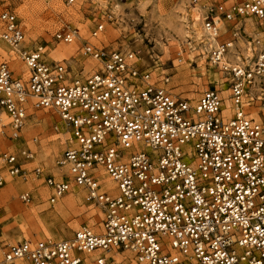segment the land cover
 Wrapping results in <instances>:
<instances>
[{
  "label": "built area",
  "instance_id": "obj_1",
  "mask_svg": "<svg viewBox=\"0 0 264 264\" xmlns=\"http://www.w3.org/2000/svg\"><path fill=\"white\" fill-rule=\"evenodd\" d=\"M200 9L206 60L225 76L228 107L212 87L194 105L174 96L160 86L169 79L159 82L141 70L133 51L87 40L81 54L97 62L91 72L49 62L43 46L22 49L17 15L0 11V41L18 48L26 73L17 76L7 61L0 63V111L9 117L10 137L17 138L32 115L29 99L34 109L55 110L70 129L55 161L68 168L63 177L42 178L39 167L28 173L23 161L34 153L23 146L0 151V165L13 178H42L50 204L83 186L104 213L100 233L84 226L66 240L16 241L6 246L0 264H83L95 251L94 264H264V42L253 60L229 58L240 31L234 20L254 17L264 31V0L204 3ZM112 20L106 14L105 21ZM222 20L235 22L226 25L229 39H219ZM103 30L104 20L93 18L91 38ZM53 37L71 44L80 33L67 25ZM100 168L114 181L116 195L101 189ZM4 183L0 171V189ZM20 199L29 203L32 196L27 191ZM118 250L132 257L105 258Z\"/></svg>",
  "mask_w": 264,
  "mask_h": 264
},
{
  "label": "rangeland",
  "instance_id": "obj_2",
  "mask_svg": "<svg viewBox=\"0 0 264 264\" xmlns=\"http://www.w3.org/2000/svg\"><path fill=\"white\" fill-rule=\"evenodd\" d=\"M78 1L77 4L68 5L65 0H0V11L8 9L17 15L24 32L25 47L42 43L49 62L69 64L73 72H80L76 70L79 67L84 72L95 68L96 63L81 54L82 41L88 40L107 49L133 51L141 70L151 72L159 82L167 77L169 80L163 85L181 98L195 102L204 89L212 87L218 90L224 104L229 106L225 76L208 64L206 56L201 59V55L197 54L199 44L192 30V22L198 20L203 25V10L200 8L204 3L229 4L240 0ZM109 13L114 20L105 21ZM93 18L104 20V30L95 39L89 35ZM234 21L236 23H231L237 24L240 29L233 43L234 56L240 57V60H253L260 48L254 39L259 38L260 43L264 42L263 27L250 16ZM231 23L223 22L219 39L231 38L226 27ZM67 25L77 26L81 38L71 44L55 41L54 33ZM251 47L253 54H248L247 50ZM11 52L10 47L0 41V63L7 61L19 75ZM230 60L236 59L232 57ZM18 66L22 71L25 68L22 62ZM28 113L32 115L28 116L21 137L15 140L9 138L8 118L5 114L0 115L4 118V121H0V151L13 152L20 146L30 147L34 159L25 162L28 173L31 174L33 167L41 166L47 174H66L65 167L55 164L66 148L65 135L54 129L55 125H61L57 113L53 109H34ZM0 171L5 175L1 166ZM6 181L0 189V258L7 245L19 240L69 239L81 226L100 231L103 217L101 207L88 199L84 188L73 187L50 204L51 192L43 179L6 176ZM23 191L31 193L29 203L20 199ZM78 194L80 197L77 200H71V196L77 197Z\"/></svg>",
  "mask_w": 264,
  "mask_h": 264
},
{
  "label": "bare ground",
  "instance_id": "obj_3",
  "mask_svg": "<svg viewBox=\"0 0 264 264\" xmlns=\"http://www.w3.org/2000/svg\"><path fill=\"white\" fill-rule=\"evenodd\" d=\"M196 15V14H195ZM197 19V18H196ZM202 19V18H201ZM223 21V20H222ZM221 22V21H220ZM219 22V23H220ZM224 22V21H223ZM223 22L222 23H220V30H219V35H220V31H221V28L223 27ZM193 24H192V30L194 31V35H195V37H196V39L198 40V44H199V51L197 52V54H200L201 55V59L202 58H204V56H205V52H206V45H207V43H208V38H207V36H206V33H205V31H204V29H203V25H202V23L200 24V22L197 20L196 22H192ZM21 25V24H20ZM219 25V24H218ZM174 27H176V26H174ZM21 28H22V26H21ZM79 29V28H78ZM191 30V31H192ZM223 30V29H222ZM182 30H181V28L179 29V32H181ZM103 32V31H102ZM79 33H80V31H79ZM24 34V33H23ZM222 34H224V32L222 33ZM221 34V35H222ZM259 34V33H258ZM257 34V35H258ZM220 37V36H219ZM81 38V33H80V37L78 38V39H76L74 42H76L77 40H79ZM98 38V37H97ZM95 39V38H94ZM257 39V38H256ZM259 39V38H258ZM24 42L25 41H23L22 42V45L21 46H23L22 47V49H31V48H35L36 46L38 47V46H43L42 48H43V50H45L46 51V48H45V46L42 44V43H38V44H36L35 46H33V47H31V48H27V47H25L24 46ZM74 42H72V43H74ZM261 41H260V39H259V43H258V46L261 44L260 43ZM92 43V42H91ZM66 44V43H65ZM4 45V44H3ZM10 47V46H9ZM234 46H233V44H232V48L230 49V53H232L231 55H230V57L229 58H231L232 59V57H233V59H234V57H235V59L236 60H240V57H236V56H234V52H235V50H234V48H233ZM2 48V47H1ZM10 49H11V53H12V56H13V58L16 60V62H15V65H16V68H17V71L20 73L19 75L17 74V76H21V77H26V73H23L22 72V70L19 68V66H18V64L20 63L19 62V59H18V57L16 56L17 54H18V52H17V50H18V48L17 49H13V48H11L10 47ZM194 50V49H193ZM10 51V50H9ZM253 51H254V49L251 47V48H249L248 50H247V53L248 54H253ZM56 55V54H55ZM58 55V54H57ZM63 55V54H62ZM248 56V55H247ZM46 58H47V52H46ZM91 61H93L94 63H96L95 64V66L97 65V62L94 60V59H92L91 57H88ZM3 62V61H2ZM55 63H59V62H55ZM213 68V67H212ZM210 70V69H209ZM14 71V70H13ZM23 71H25V68H24V70ZM89 72H91V71H89ZM24 75H22V74ZM85 73H87V72H85ZM218 75V74H217ZM218 77V76H217ZM160 86H162V87H164L165 88V86L163 85V84H161ZM165 89H167V88H165ZM168 90V89H167ZM169 91V90H168ZM170 92V91H169ZM171 93V92H170ZM171 94H173V93H171ZM174 96H177V95H175V94H173ZM177 97H179V96H177ZM188 102L191 104V105H194L195 103H196V101L195 102H190L189 100H188ZM230 102V101H229ZM26 105H27V108H28V112L29 111H31V110H34V108H33V106H32V101L29 99V100H27V102H26ZM230 105V104H229ZM228 107V106H227ZM37 110H42V109H37ZM34 112V111H33ZM56 112V111H55ZM36 113V112H35ZM57 113V112H56ZM1 114H5L6 115V117L8 118V120H9V117H8V115H7V113L5 112V111H0V115ZM57 115H58V117H59V119H60V121H61V125H55V127H54V129L56 130V131H62V134L63 135H65V142H66V146L68 145V141H67V138L69 137V132H70V129H69V127H67V125L61 120V117L59 116V114L57 113ZM26 119H28V118H26ZM0 121L2 122V121H4V118H3V116H0ZM27 122V121H26ZM4 124V123H3ZM26 124V123H25ZM25 126V125H24ZM23 126V127H24ZM9 127H10V122L8 121V134H9V138H11L10 137V130H9ZM23 127H22V129H23ZM22 129H21V131H20V133H19V136L17 137V138H13L14 140L15 139H19L20 137H21V133H22ZM12 139V138H11ZM33 140H35V138L33 139ZM138 146H140V145H138ZM21 147V146H20ZM24 147V146H23ZM27 148H29V149H31L30 147H27ZM139 149H141V146H140V148ZM32 150V149H31ZM34 153V152H33ZM33 159H34V155H33ZM26 161H28V160H25V161H23V167H24V169L27 171V168L25 167V162ZM1 166V169H4L3 167H2V165H0ZM35 167H39V169L41 170V171H43V177L42 178H44V176H47V175H51V174H47L46 172H45V170L41 167V166H35ZM67 170H68V168L66 167V166H64ZM34 168V167H33ZM33 170V169H32ZM32 170H31V173H32ZM99 171H100V173L99 174H101V176L100 177H98V178H100L99 179V182H100V187H101V189L102 190H105L110 196H114V195H116V193H117V189H116V185H115V183H114V181L110 178V177H108V175L106 174V172L102 169V168H100L99 169ZM4 175V174H3ZM5 175L7 176V174H6V172H5ZM4 175V176H5ZM63 173H61V174H59V176H56V177H63ZM105 175V176H104ZM6 176H5V183H4V185L6 184ZM54 176V175H53ZM8 177H10V178H13V177H11V176H8ZM104 177H106V178H104ZM42 178H40V179H42ZM4 185H3V187H4ZM82 188H84L83 186H81ZM73 188V186L70 188V189H72ZM25 192H27V191H23L22 193H25ZM21 193V194H22ZM30 193V192H29ZM68 193V192H67ZM20 194V195H21ZM30 195H31V193H30ZM79 195V194H78ZM77 195V197L76 196H71L70 198H71V200H77L79 197H80V195L78 196ZM55 201H53V203H54ZM97 203V202H96ZM97 205H99L98 203H97ZM100 207H101V210H102V206L101 205H99ZM94 213V212H93ZM102 213H103V210H102ZM103 219H104V213H103V217H102V220H101V225H100V231H94L93 229H91V230H93L94 232H96V233H100V232H102V223H103ZM92 220V219H91ZM90 220V221H91ZM81 227H84V226H81ZM80 227V228H81ZM85 227H87V226H85ZM79 229V228H78ZM77 229V230H78ZM62 240H66V239H62ZM20 241V240H19ZM27 241H29V240H27ZM51 241V240H50ZM57 241H60V240H57ZM97 255V251H95V252H92L91 254H89V256L88 257H86L85 258V260H84V263L83 264H94L93 263V259H95V256ZM126 256V257H129V258H131L132 257V253L131 252H129V251H124V253H121L120 252V250H118L117 252H110V253H106L105 254V258L106 259H108V260H113V259H115V260H117V261H120V260H122L123 258H124V256ZM130 255V256H129ZM2 256L3 255H1V258H2ZM1 258H0V260H1Z\"/></svg>",
  "mask_w": 264,
  "mask_h": 264
}]
</instances>
